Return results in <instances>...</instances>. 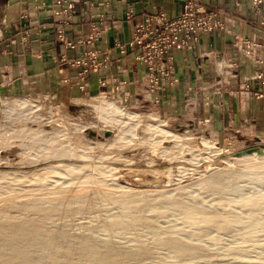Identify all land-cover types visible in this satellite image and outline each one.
Masks as SVG:
<instances>
[{
  "label": "rangeland",
  "instance_id": "1",
  "mask_svg": "<svg viewBox=\"0 0 264 264\" xmlns=\"http://www.w3.org/2000/svg\"><path fill=\"white\" fill-rule=\"evenodd\" d=\"M105 1L108 5L109 0H0L2 66L4 58L14 56L9 46L16 37L33 33L31 15L22 11L28 6L48 18L37 24V33L50 24L49 33L62 47L76 50L71 58L54 56V67L39 79L4 78L0 71V212L25 201L68 200L75 203L73 223L85 227L88 223L91 226L83 230L104 240L106 234L95 230L98 219L93 217L94 223L91 214L77 207L95 192L149 191L152 204L134 209L135 213L150 216L151 210H157L163 230L220 254L215 261L202 259L199 264H264V229L257 230L258 239L244 251H237L243 227L254 228L246 219V208L236 210L238 224L221 231L191 227L165 203L177 197L223 214L234 207L227 198L264 194L261 42L233 35L235 59L242 54L259 66L244 81L233 83L239 66L238 60H232L217 73L205 69L201 79L191 72V81L184 82L178 74V56L186 59L185 53L197 47L202 35L225 31L223 12L197 0H181V10L174 17L162 10L145 14L134 22L131 38L116 44L120 56L111 58L97 42L117 22L108 19L109 12L92 13ZM233 1L236 7L242 2ZM246 1L258 17L254 27L264 34V0ZM81 4L91 10L80 9ZM84 16L89 18L88 32L72 34ZM124 19H134L131 7ZM128 52V62L113 73L110 63L123 65ZM101 123L107 130L100 129ZM228 170L233 180L212 192L206 186L211 177ZM106 200L99 201L93 216L110 217L121 209ZM138 227L113 239L129 251L156 242V234L146 225ZM155 252L148 259L129 258L126 263L181 264L163 247Z\"/></svg>",
  "mask_w": 264,
  "mask_h": 264
},
{
  "label": "bare ground",
  "instance_id": "2",
  "mask_svg": "<svg viewBox=\"0 0 264 264\" xmlns=\"http://www.w3.org/2000/svg\"><path fill=\"white\" fill-rule=\"evenodd\" d=\"M100 126L101 130H107V125L101 123ZM256 165L257 163H254L249 167L253 168ZM247 169L249 170V168ZM232 177L233 173L228 170L227 173L219 174L215 178L211 177L206 186L211 191H216L219 186L228 183ZM104 192L106 193V191ZM148 193L149 191L132 192L131 194L95 192L88 197L89 199L79 205L80 208L77 207L83 213L91 214L92 218L98 219L95 230L106 234L107 237L104 240L96 238V236L83 230L85 225L77 226L73 223L74 210L76 211L74 209L75 203H71L68 200L54 203L34 200L33 202L25 201L20 204H14L8 210L0 212V264H94L93 262L98 264H127L126 262H128L129 258L148 259L160 247L175 255V257L173 256V261L181 264H199L202 259H208L210 262L215 261L216 257L220 255L217 252L214 253L194 241L185 240L183 236L181 237L175 232L163 230L164 228L162 229L158 224L161 212L151 210L152 215L150 216L149 214L144 216L143 214L135 213L136 208L152 204V198ZM156 196L161 197L162 195L158 193ZM103 198L114 206H120L118 208L121 209L117 214L110 217L93 216L94 209ZM222 199L224 200L225 198L223 197ZM219 200L221 201L220 198ZM226 200L234 207L223 214L199 209L195 203H186L177 197L168 199L165 203L180 212L186 224L188 223L191 227H199L200 229L216 228L221 231L228 230L238 224L239 219L236 215V210L240 209V207L241 209L246 208V219L253 222L254 228H251V231L243 227L245 230L240 235L243 242L241 241L237 251H244L245 246H248L249 242H254L255 239H258L257 234L259 233L257 232L260 229H264L263 218H261L264 215V194L250 195L237 200L227 198ZM95 218L93 219L95 220ZM59 222L65 224L60 225ZM86 225L88 226V223ZM139 225H146L148 229L155 233L157 236L156 242L152 244L146 243L129 251V248L119 245L113 239V236L135 230ZM74 245L79 246V248L75 249ZM235 248L234 250L236 251ZM218 262H221V260Z\"/></svg>",
  "mask_w": 264,
  "mask_h": 264
},
{
  "label": "crops",
  "instance_id": "3",
  "mask_svg": "<svg viewBox=\"0 0 264 264\" xmlns=\"http://www.w3.org/2000/svg\"><path fill=\"white\" fill-rule=\"evenodd\" d=\"M197 1L208 8L222 11L224 14L223 17L226 20L227 29L225 31H214L210 34L202 35L197 47L185 53L186 59H182L184 55L178 56L180 60L178 62V66H180L178 68V74L182 76L184 82L190 80L192 73L194 75L196 74V78L201 79L204 76L205 69L217 73V70L228 66V62L238 60V76L233 78V83L244 81L245 76H251L254 70L259 69V66L255 65L252 61L246 60L242 54L239 58L235 59L237 50L232 45V39L233 35L237 34L242 37L259 40L262 44L259 56L262 58L264 56V34L254 27L258 17L249 10L246 0H242L237 7L233 0ZM106 2L105 5L97 6L98 8L92 11V13L96 11L109 12L108 19L117 22V25L103 34L97 42L102 52H107L111 58L119 55L116 44L125 42L131 38L133 24L136 20H139L145 14H154L158 10L164 11L167 17L171 18L176 16L182 7L181 0H109L108 5ZM129 7L133 9L134 19L131 22H126L124 18ZM30 8L31 6L22 8V11L24 13H30L29 20L34 25L32 28L33 33L26 37L19 35L16 37L15 42L10 44L9 47L12 48V54L14 56L10 54L11 56L8 59L4 58V66H2L3 61L0 60V71H4V78L21 77L23 79L27 76L29 80L34 77L39 79L43 76L42 73L44 71L51 70L54 67L52 60L54 56L64 54L66 57L71 58L76 55V50L64 49L60 42H58L56 36L49 33L50 29H52L50 24L48 28H43L37 33V28L39 27L37 24L43 23L48 18L45 12H31ZM80 9L91 10L87 4H81ZM88 20V16H84L80 25H77L70 32L74 35L88 32ZM130 57L131 53L128 52L123 58V65L112 61L110 63L111 71L114 73L119 70V66H125V63L128 62ZM130 71L133 70L131 69ZM222 75L225 78V75Z\"/></svg>",
  "mask_w": 264,
  "mask_h": 264
},
{
  "label": "built area",
  "instance_id": "4",
  "mask_svg": "<svg viewBox=\"0 0 264 264\" xmlns=\"http://www.w3.org/2000/svg\"><path fill=\"white\" fill-rule=\"evenodd\" d=\"M183 19H186V20H187V18H186V17H183Z\"/></svg>",
  "mask_w": 264,
  "mask_h": 264
}]
</instances>
